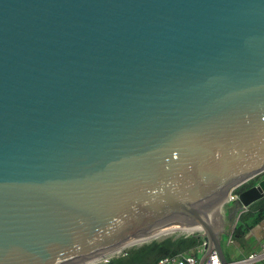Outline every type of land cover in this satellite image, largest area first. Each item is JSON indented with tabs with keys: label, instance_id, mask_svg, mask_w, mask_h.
<instances>
[{
	"label": "water",
	"instance_id": "obj_1",
	"mask_svg": "<svg viewBox=\"0 0 264 264\" xmlns=\"http://www.w3.org/2000/svg\"><path fill=\"white\" fill-rule=\"evenodd\" d=\"M263 172L264 0H0V264H98L168 228L226 263L214 215Z\"/></svg>",
	"mask_w": 264,
	"mask_h": 264
},
{
	"label": "trees",
	"instance_id": "obj_2",
	"mask_svg": "<svg viewBox=\"0 0 264 264\" xmlns=\"http://www.w3.org/2000/svg\"><path fill=\"white\" fill-rule=\"evenodd\" d=\"M264 178V172L248 180L233 190L239 194L241 191L255 185ZM264 220V197L253 202L246 210L242 211L232 230L231 238L242 247L248 240L247 235L251 229ZM201 243V236L198 233L189 235L171 234L162 238L152 239L140 245L131 246L119 255L109 258L98 264H153L164 257L174 256L188 252Z\"/></svg>",
	"mask_w": 264,
	"mask_h": 264
},
{
	"label": "built area",
	"instance_id": "obj_3",
	"mask_svg": "<svg viewBox=\"0 0 264 264\" xmlns=\"http://www.w3.org/2000/svg\"><path fill=\"white\" fill-rule=\"evenodd\" d=\"M238 198V194L233 193V191L227 196V198L224 201V205H229L233 203ZM223 205V204H222ZM179 231L176 235L185 234L189 235L188 233H185L183 231ZM175 234V233H172ZM232 234V233H231ZM231 234L228 235V241L231 242ZM171 235V234H170ZM201 236V243L196 248L191 249L188 252H183L174 256L170 257H164L162 259H159L153 264H199V258L197 257L198 254L202 255L206 251V245L207 241H205L204 236ZM264 259V237L261 238L259 242V249L257 252H250L247 256L234 260V261H228L226 263H223L217 252L215 250H212L207 257L204 259L203 264H248V263H254L256 260Z\"/></svg>",
	"mask_w": 264,
	"mask_h": 264
},
{
	"label": "rangeland",
	"instance_id": "obj_4",
	"mask_svg": "<svg viewBox=\"0 0 264 264\" xmlns=\"http://www.w3.org/2000/svg\"><path fill=\"white\" fill-rule=\"evenodd\" d=\"M232 204L233 203L226 206L223 203V205L221 206V215H222V220H223L222 225L224 226L225 230H226V228L228 229L229 219L233 213L232 209H230L232 207ZM233 223H236V222L233 220ZM225 230H224L225 235L222 234V236H221L220 245H221L222 252H223L225 258L228 261H234V260H237V259H240V258L247 256L248 253H250L252 251L253 252L258 251L259 243H258V246L256 247V241L250 233L247 235L248 240H246L245 245L242 247L239 243H237L233 240L231 242L228 241V235L231 234L232 230H233L232 226L227 231H225ZM175 231H173L175 234H177L179 232V231H176V232ZM169 234H165V235L168 236ZM159 238H161V237H159ZM200 256H201L200 254L197 255L198 258ZM248 264H251V263H248ZM252 264H264V259L256 260Z\"/></svg>",
	"mask_w": 264,
	"mask_h": 264
},
{
	"label": "bare ground",
	"instance_id": "obj_5",
	"mask_svg": "<svg viewBox=\"0 0 264 264\" xmlns=\"http://www.w3.org/2000/svg\"><path fill=\"white\" fill-rule=\"evenodd\" d=\"M224 201H225V200H224ZM214 218H215L217 224H219V225H222V224H223L222 215H221V209H220V208L217 209L216 214L214 215ZM176 230H177V229H176ZM183 230H185V231H190V230H192V229H191V228L183 227ZM164 231H166V233H164V235H165V234H169V233L175 231V229L168 228V229H165ZM159 234H161V233H159ZM146 238H148V237H146ZM146 238H143V239H146ZM143 239L141 238V240H143ZM139 240H140V239H139ZM120 253H121V252H120ZM118 254H119V253H117V254H115V255H118ZM113 256H114V255H113ZM113 256H112V257H113ZM100 257H103V256H96V257H94V258L88 260L86 263L89 264V263H93V262L99 261ZM110 258H111V257H110ZM199 258H200V257H199Z\"/></svg>",
	"mask_w": 264,
	"mask_h": 264
},
{
	"label": "crops",
	"instance_id": "obj_6",
	"mask_svg": "<svg viewBox=\"0 0 264 264\" xmlns=\"http://www.w3.org/2000/svg\"><path fill=\"white\" fill-rule=\"evenodd\" d=\"M250 234L254 237L256 241V247L260 242L261 238L264 237V220L251 229Z\"/></svg>",
	"mask_w": 264,
	"mask_h": 264
}]
</instances>
